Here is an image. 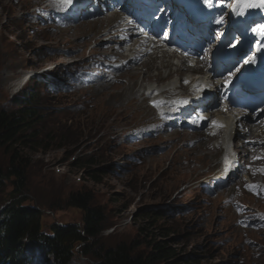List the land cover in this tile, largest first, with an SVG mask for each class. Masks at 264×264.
<instances>
[{
    "label": "rangeland",
    "instance_id": "1",
    "mask_svg": "<svg viewBox=\"0 0 264 264\" xmlns=\"http://www.w3.org/2000/svg\"><path fill=\"white\" fill-rule=\"evenodd\" d=\"M39 2L42 1L0 0V108L14 111L16 98L26 89H32L37 93L36 104H41L42 110L48 112L43 117L47 127L44 133L57 131L59 136L57 143L51 142L50 138H42V143L50 144L47 149L25 148L19 143L11 147L0 145V166L9 167L15 152L29 165L25 191L16 199H25L30 206L42 211L44 225L83 224L85 211L68 202L73 193L90 194L91 206L102 208L107 215L105 228L98 239L99 245L106 247L107 251L121 244L143 240L148 232L141 234L139 228L149 226L159 239H167L171 246L177 248L180 256L197 254L196 264H264L262 192L256 197L245 192L243 201L250 205L244 209L237 199L231 201L233 208L229 206L228 209L226 202V206L222 205L223 196L213 199L214 194L211 199L209 197L207 187L214 184L215 191L220 190L216 185L219 181L214 183V180L225 174L224 171L217 173L221 160L219 149L212 156L211 146L209 149L204 146L194 149L193 153L183 148L190 152L179 158V144L158 152L155 146L162 143L163 138L132 139L142 117L151 118L150 109L142 115L131 116L128 109H132L129 104L132 92H137L142 82L157 85L168 82L172 79L168 70H154L151 72L154 77H150L143 73L147 70L145 66L142 72L117 74L108 79L107 68L99 70L98 66L101 58L109 57L111 49L96 48L101 45L90 36L96 33L101 36L100 43L105 41L103 36L115 19L105 20L101 25L97 23L94 31L82 30L78 35V31L73 33L74 29H82L87 22L71 29H53L48 25L50 22L41 16L48 30L37 27L28 18V13ZM51 2L45 3L42 9H51ZM58 70H62V75L70 72L78 76L71 87L74 93H66L67 89L59 88L53 93L59 96L50 95L47 89L51 93V88H46L39 76L24 82L28 72H36L37 75L49 72L42 78L48 82L49 76ZM83 70L88 74L82 76ZM90 76H93L92 80ZM53 112L56 117L47 120ZM262 134L264 132L256 135ZM239 139L235 138V144L240 146L242 141ZM59 144L65 146L60 147ZM249 150L251 148L248 147ZM141 152L143 157L140 159L138 155ZM154 152L159 154L152 155ZM92 158L96 164L88 165L87 161ZM78 161L83 167L77 164ZM103 167H107L106 170ZM98 169L103 170L99 175L103 176L102 183L87 174L93 170L97 173ZM238 175L242 176L241 180L243 174L237 172ZM232 177L230 174L227 180ZM207 178L211 182L203 186ZM238 183L239 180L229 183L223 189L235 187ZM14 189L12 181H8L6 188L0 191V217L8 204L14 201ZM179 205L180 210L171 215V210ZM186 205L194 208L182 209ZM234 208L240 213L248 210L256 218L247 219L246 222L250 223L239 226V216ZM155 210L158 216L153 214ZM147 220L152 221L148 223ZM162 227L169 230L164 236L158 234ZM89 241L95 243L94 239ZM142 251L147 250L141 247ZM94 263L77 250L71 264ZM34 264H41V256L37 255Z\"/></svg>",
    "mask_w": 264,
    "mask_h": 264
},
{
    "label": "trees",
    "instance_id": "2",
    "mask_svg": "<svg viewBox=\"0 0 264 264\" xmlns=\"http://www.w3.org/2000/svg\"><path fill=\"white\" fill-rule=\"evenodd\" d=\"M36 98L35 93L27 90L22 96L16 98L17 107L14 111L0 108V145L2 147L7 145L11 147L12 144L19 143L25 148L47 149L50 144L42 143V138H50L51 142L59 139L57 131L48 130L44 133L47 127L43 117L48 112L42 110L41 104H36ZM55 115L57 114L54 112L50 113L47 120L50 118L53 120ZM59 146L65 145L59 144ZM96 162L92 158L87 161V164L95 165ZM77 164L83 167L80 161ZM28 167L27 160L19 157L18 152H15L9 167L0 166V191L6 188L8 181H12L16 194L14 201L8 204L0 217V264H32L33 256L30 252L34 249H41L45 252L46 258L54 264H71L78 246H81L79 252L94 260V264H153L156 262L196 264L194 259L197 254L180 256L177 248L171 246L167 239H159L157 234L151 232L149 226L139 228L141 234L148 232L143 240L121 244L107 251L106 247L99 245L98 240L105 228L106 212L102 208L92 207V197L86 192L73 193L68 202L69 205L85 211L83 224L44 225L42 211L30 206L25 199H16L25 191ZM106 168L103 167V170ZM103 170L98 169L97 173L93 170L87 174L94 181L102 183L103 176L99 175ZM152 212L159 215L157 210ZM147 221L151 223L152 220ZM168 231L162 227L158 234L164 236ZM90 239H94L95 243L91 244ZM141 247L146 248L147 251L140 252Z\"/></svg>",
    "mask_w": 264,
    "mask_h": 264
},
{
    "label": "bare ground",
    "instance_id": "3",
    "mask_svg": "<svg viewBox=\"0 0 264 264\" xmlns=\"http://www.w3.org/2000/svg\"><path fill=\"white\" fill-rule=\"evenodd\" d=\"M52 6L51 9L44 10V12H47L48 15L42 16V18L48 22H50L48 25L53 27V29H62L65 30L66 27L69 29L74 28L78 24H82L83 22H87L85 26L81 28H75L73 33L76 34V31H78V35H81L82 30H88L89 32L94 31V29L97 27V23L100 25L107 20L110 22L111 20L115 19L112 23L110 22V26L107 29L106 34L103 36L105 41H102L100 43L101 36L97 35L96 33H93L90 36V39H95L94 41H97L98 45H101V47H96L98 49H111L110 53L108 54L111 58H121L123 59V63L120 67L118 66H105L101 62L98 66L99 70H105L106 73H108V79L114 77L117 74H125L133 71L139 70V72L143 71V68L146 66L147 70L143 71L145 74H149L150 77H154V75H151V72L156 71H162L163 69L168 70L169 75H171L172 79L168 81L167 83H164L163 85H156L155 83H141L139 86V89L137 92H132V98L129 100V104L131 105V116L142 115L145 113L147 109H150L151 112V118L148 116H143L139 125H137L136 129L138 130L136 132V135L132 138L134 140H142L144 138L146 139H152V137H161L163 138V142L159 145L155 146L156 150L160 152L161 150H164L166 148H172L176 144H179L180 149L177 151L178 157L186 156L189 152L185 150H192L191 152H194V149H202V147H209L211 146L212 153L211 155L214 156L216 153L217 147L215 146V138L210 132V128L212 126L216 125L220 121L223 124H226V129H220V132H223V134L220 136L219 139L222 140V144L226 147H228L229 150H231L230 143L237 138L243 137L242 140V146L237 145V148L239 152L246 153L248 146L244 144V140L250 136L249 138L253 137L255 134H259L261 132H264V128H262L259 124H253L256 120H251V117L233 115V114H227V113H208V111L200 112L194 117L193 115H190L188 117L187 121H184L181 125L174 120L170 114H159L156 112V109L150 105L147 102L149 94L146 93L148 91L151 93L152 96L155 98H167L169 95H178L182 94L183 92H178L179 89L182 88V82L187 81L186 87H183L185 90L184 92L189 94H200L202 92L207 93H213L212 90H205L207 87H209L208 82L209 80H214L217 76L222 74V71L218 68H212L210 70L211 74L204 72L202 68L199 69L198 66H195L194 68H186L184 65V62L179 59V64L173 63V55L168 50L160 49L159 47H151L150 49H147L145 47V44L143 41H140L139 39L133 38L130 41H121L119 39V33L121 31H129L128 27L120 26L114 23H118L116 21L117 17L119 15L116 13V11L111 8V6H108L105 4L104 0H97V4L95 6L99 7V10L94 13H86L80 22L76 19V22H73L69 19L68 15L66 13H57L56 9L58 7L63 6L62 1L57 0H51ZM75 2H78V0H74ZM56 2V3H55ZM94 4V0H92V3L90 5H87L84 11L87 8H91V5ZM104 4V6H103ZM62 21H65L64 23ZM136 33H132L131 37L135 36ZM130 44V51L134 52V56L131 57L126 50L127 45L129 47ZM85 45V44H84ZM214 46V44H213ZM108 53V51H107ZM144 56L145 58H141ZM36 72L27 73L26 77L24 78V82H28L31 78H33L34 74ZM88 72L83 70L81 75L85 76ZM72 76L73 73L70 72H64L63 76ZM176 75V76H174ZM30 76V77H29ZM107 78V76H104ZM132 76H129V79L131 80ZM90 80L93 79V76L89 77ZM37 80V79H36ZM25 83V84H26ZM43 83V82H42ZM74 81L72 79L68 80L67 87H72L74 85ZM239 81L234 83L233 85H225L227 88V91L230 93L237 94L241 87H239ZM60 87L57 86L54 90H52V93L59 89ZM18 89V86L15 88V91ZM129 89V88H128ZM28 91H33L32 89H27ZM152 90V92H151ZM194 93H193V92ZM34 92V91H33ZM47 92H50V90L47 89ZM37 94V93H35ZM191 97V96H190ZM192 98V97H191ZM160 100V99H159ZM186 100H190L187 97L177 98L171 101V103H168L169 106L172 107V109L182 108L186 104ZM232 105V101H231ZM227 109H233L232 107ZM127 110V109H126ZM183 113H186L187 109L182 108ZM132 121V120H131ZM215 122V123H214ZM246 128L248 130L246 131ZM253 135V136H251ZM214 138V139H213ZM241 139H239L240 141ZM185 150H184V149ZM215 151V152H214ZM250 151V150H249ZM170 152V151H169ZM159 154L157 152H154L152 155ZM190 155V154H189ZM184 156V157H185ZM183 157V158H184ZM243 157H248L247 155H243ZM211 158V157H210ZM192 159V158H191ZM185 162V161H184ZM194 162V161H193ZM188 163V162H187ZM191 163V162H190ZM188 163V164H190ZM184 164V163H183ZM194 164V163H193ZM224 168H222L220 171H223ZM216 177V176H215ZM239 179V176H234L230 178L227 181L218 182L217 186H219L221 189L217 191L216 195L213 197V199L218 198L219 196H223L225 198L226 204L231 208H233V205L231 204V201L236 199V189L234 187H229L228 189H223L225 186H229V183H235ZM210 179H206L202 185L207 186V183H209ZM211 182V181H210ZM263 184V183H260ZM211 199V198H210ZM212 199V201H213ZM235 206V204H234ZM230 209V208H229ZM70 224V223H69ZM81 246H78L77 250L80 249Z\"/></svg>",
    "mask_w": 264,
    "mask_h": 264
},
{
    "label": "clouds",
    "instance_id": "4",
    "mask_svg": "<svg viewBox=\"0 0 264 264\" xmlns=\"http://www.w3.org/2000/svg\"><path fill=\"white\" fill-rule=\"evenodd\" d=\"M37 5H39V4H37ZM63 81H64V78L54 77V79L51 81V86H54L55 83H61ZM66 93H68V92H66ZM49 94L53 95V96H59V95L53 94L52 91H51V93L49 92ZM75 105H77V104H75ZM70 106L73 108V105H70ZM260 115L264 117V111L261 112ZM260 126L262 128H264V122ZM247 130H248V128L246 129V131ZM251 136H253V135H251ZM240 139L242 141L244 138L241 137ZM244 144H246V146L251 148V150L249 151L250 153L249 152L248 153L239 152V150L237 148V145H239V143L232 145L231 148L234 152V157L231 161H229L226 164V166H225V161L227 158L228 147L226 148V146H224L222 144L224 147L220 148L221 160L218 162L220 164V169L217 173L224 171L225 174H222L220 177L217 176L214 180L215 182L216 181L223 182V181H227V178L230 174H232L233 176H237V172L240 174H243V178L241 180H240V178L242 176L238 175V176H240L238 179L239 183L236 184L234 187L236 189V199L241 202L243 209L250 205L246 201H243V200H245L244 199V193L245 192L249 193L253 197H256L258 194H256L253 190L256 187H260L263 189L261 196L264 195V171H262V170H264V134H262V135H256L255 134L251 138H246L244 140ZM251 144L254 145V149H253V147H251ZM240 146H242V144H240ZM250 154H251V156H250ZM243 155H247L248 157H243ZM245 158H249V160H246ZM248 166L259 167V170L251 171L250 169L247 168ZM222 168H224V170L220 171ZM219 179H221V180H219ZM260 182H263V184H260ZM241 186L243 188H241ZM247 186H249L250 188H248ZM215 188H216V186L214 184L209 185L207 187V191L210 193V195H209L210 198H212V196L217 193V191H215ZM224 202H226V201L223 200L222 205L226 206V204ZM180 208H181V205L174 207L171 210V215H175L180 210ZM187 208L193 209L194 206L188 207V205H186V206L182 207V209H184V210ZM233 210L239 216L237 218V224L239 226L250 223V222H246L247 219L248 220H254V218H256L252 214H250V212L248 210H243L241 213H240V210H238L237 208H234Z\"/></svg>",
    "mask_w": 264,
    "mask_h": 264
},
{
    "label": "snow or ice",
    "instance_id": "5",
    "mask_svg": "<svg viewBox=\"0 0 264 264\" xmlns=\"http://www.w3.org/2000/svg\"><path fill=\"white\" fill-rule=\"evenodd\" d=\"M69 2H70V0H69ZM241 2L243 3V7H245V8H264V0H260L259 3L251 2V0H241ZM205 3L209 4V6H211L210 0H205ZM239 14L243 15V12H240ZM222 20H223V17L215 20V23H217V24L222 23ZM253 31L254 32H260V33L264 34V25H260L259 28H254ZM220 126H223V125H220ZM262 171H264V170H262Z\"/></svg>",
    "mask_w": 264,
    "mask_h": 264
},
{
    "label": "water",
    "instance_id": "6",
    "mask_svg": "<svg viewBox=\"0 0 264 264\" xmlns=\"http://www.w3.org/2000/svg\"><path fill=\"white\" fill-rule=\"evenodd\" d=\"M149 208V207H148Z\"/></svg>",
    "mask_w": 264,
    "mask_h": 264
}]
</instances>
